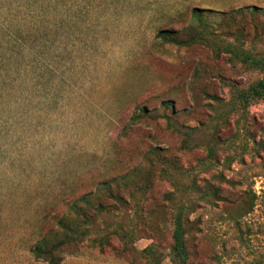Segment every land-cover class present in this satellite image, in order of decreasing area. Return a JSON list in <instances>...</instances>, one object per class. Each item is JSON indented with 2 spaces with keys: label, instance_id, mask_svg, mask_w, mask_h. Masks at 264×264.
<instances>
[{
  "label": "rangeland",
  "instance_id": "1",
  "mask_svg": "<svg viewBox=\"0 0 264 264\" xmlns=\"http://www.w3.org/2000/svg\"><path fill=\"white\" fill-rule=\"evenodd\" d=\"M103 3L90 8L83 26L90 28L89 35L95 28L103 33L67 53L54 49L49 57L26 60L5 80L6 102L0 104L8 120L0 152V264H48L32 252L55 228V219L43 215L55 209L63 213L72 199L70 191L79 195L92 189L91 175L132 169L154 148L176 156L187 169L185 178L178 175L180 181L195 178L203 187L224 190L225 199L200 201L189 216L190 264H264V98L244 109L238 95L263 78L264 71L247 69L229 53L213 49L214 42L221 49L235 43L220 26L223 12L264 8V0ZM186 5L217 11L208 19L217 31L216 37L210 35L214 42L178 46L156 38L158 27ZM251 31L244 46L264 50V35L254 37ZM190 127L197 130L185 144L182 131ZM212 146L214 156L208 151ZM115 158L121 164L113 169ZM171 182L156 178L142 198L141 216L153 210L160 230L148 226L128 252L116 239L105 248L86 240L78 252H62L60 264H151L141 254L149 245L159 264H172L171 212L164 200L173 189ZM254 194V210L240 215V206ZM140 221L132 209L104 215L99 226Z\"/></svg>",
  "mask_w": 264,
  "mask_h": 264
},
{
  "label": "trees",
  "instance_id": "2",
  "mask_svg": "<svg viewBox=\"0 0 264 264\" xmlns=\"http://www.w3.org/2000/svg\"><path fill=\"white\" fill-rule=\"evenodd\" d=\"M103 1L0 0V104L6 102L4 90L7 88L5 80L8 73L17 74L23 62L40 55L49 57L54 54V49L67 53L70 48L89 41L90 36L96 37L100 32L103 33V30L95 28L93 34L89 35L90 28H83L88 16L92 14L90 8L104 7ZM182 10L177 17L158 27L156 38L178 46H189L203 41L214 42L210 35L216 37L217 31L210 26L208 19L210 14L214 15L217 11L190 5ZM223 13L220 26L225 33L235 37V43H225L224 49H221L214 42L213 49L229 53L231 58L241 62L247 69L264 71V50H258L255 46H244L245 39L252 34L251 29L254 37L264 35V23L260 21V17H264V8H234ZM238 95L244 109L254 100L263 99L264 77L251 83L248 88L239 90ZM165 104L168 108L171 107L170 100H166ZM140 111L146 112L144 108ZM1 113L2 108L0 152L3 150L5 126L8 122L5 114L2 116ZM167 117L170 119L169 115ZM224 122L227 120L224 119ZM194 130L197 129L190 127L182 131L185 144L193 139ZM215 150V146L210 147L209 154L214 156ZM164 153L160 148H154L146 153L143 163L132 169H121L124 171H116L111 176L91 175V178H95L92 189L79 195L74 194V190L70 191L68 194H72V199H67L63 213L60 209H55L54 214L46 212L43 215V218L55 219V228L44 234L34 245V256L48 264H60L63 259L60 255L62 252L76 253L86 240L105 248L110 247L116 239L123 244L124 252L130 251L135 241L143 236L142 233H146L148 226L152 230H160V225L154 220V211L147 209V215L142 217L140 209L142 198L149 193L155 179L162 178L171 180L173 185V189L164 195L171 212V263L190 264L192 253L188 247V233L192 224L189 216L199 206L200 201L214 203L215 200L225 199L222 195L224 190L215 185L203 187L195 178L190 183L180 181L178 175L185 178L187 169L176 156ZM113 161V169L121 164L119 158ZM255 197L254 194L240 206V215L245 216L254 210ZM158 207L166 209L164 204H159ZM132 209L135 216L142 218L139 224L123 225L117 222L99 226L104 215H119ZM141 254L151 264L160 263L154 256L153 245L144 248Z\"/></svg>",
  "mask_w": 264,
  "mask_h": 264
}]
</instances>
